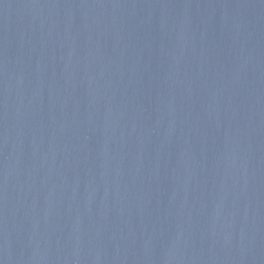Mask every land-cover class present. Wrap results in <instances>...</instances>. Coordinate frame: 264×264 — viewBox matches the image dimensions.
Segmentation results:
<instances>
[{"label": "water", "instance_id": "95a60500", "mask_svg": "<svg viewBox=\"0 0 264 264\" xmlns=\"http://www.w3.org/2000/svg\"><path fill=\"white\" fill-rule=\"evenodd\" d=\"M0 264H264V0H0Z\"/></svg>", "mask_w": 264, "mask_h": 264}]
</instances>
